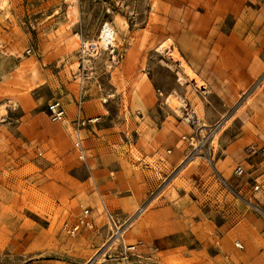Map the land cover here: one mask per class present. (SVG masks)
Wrapping results in <instances>:
<instances>
[{"label":"rangeland","instance_id":"obj_1","mask_svg":"<svg viewBox=\"0 0 264 264\" xmlns=\"http://www.w3.org/2000/svg\"><path fill=\"white\" fill-rule=\"evenodd\" d=\"M0 264H264V0H0Z\"/></svg>","mask_w":264,"mask_h":264},{"label":"built area","instance_id":"obj_2","mask_svg":"<svg viewBox=\"0 0 264 264\" xmlns=\"http://www.w3.org/2000/svg\"><path fill=\"white\" fill-rule=\"evenodd\" d=\"M49 107H50V111L54 118L62 119L64 117L65 111H64L62 104L59 101L51 102L49 104ZM85 122L86 121L84 120V118H80L78 122L79 128H80V125L85 124ZM79 128H77L78 131H80ZM75 146L77 147V150L79 152V157L81 158L87 157V150L84 147L82 138L79 134H77V138L75 140ZM235 170L238 173L243 172L244 165L238 164L235 167ZM102 209H103L102 212L106 218V223L109 226V233H110L109 239L111 240V242H118L121 255L126 260L128 259V256L133 251L136 250V248L138 247V244L137 243L132 244V243L126 242L124 238V231H125L124 222H122L121 219L113 211L109 209L106 203L102 204ZM91 213L92 212L88 207L84 208L79 219L73 224L66 223L65 228L67 229L68 232L74 234L80 231L84 225L89 226V227H94V220H93V217L91 216Z\"/></svg>","mask_w":264,"mask_h":264},{"label":"bare ground","instance_id":"obj_3","mask_svg":"<svg viewBox=\"0 0 264 264\" xmlns=\"http://www.w3.org/2000/svg\"><path fill=\"white\" fill-rule=\"evenodd\" d=\"M115 27L109 22H105V24L103 25L102 29H101V34H100V40L99 43H101L103 45V47H107L108 44L114 41V34H115ZM77 34H74L69 41V47L71 48H78L80 42L78 40V38H76ZM80 39V38H79ZM87 43V42H86ZM99 43H94V46L99 45ZM88 45V43H87ZM98 47V46H97ZM189 72V70H188ZM83 79V78H82ZM82 81V80H81ZM101 251V250H100ZM99 251V252H100ZM98 252V251H97ZM96 252V253H97ZM102 255V254H101ZM96 257V256H95Z\"/></svg>","mask_w":264,"mask_h":264}]
</instances>
